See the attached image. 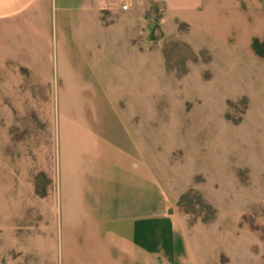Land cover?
Segmentation results:
<instances>
[{
  "label": "crops",
  "instance_id": "obj_1",
  "mask_svg": "<svg viewBox=\"0 0 264 264\" xmlns=\"http://www.w3.org/2000/svg\"><path fill=\"white\" fill-rule=\"evenodd\" d=\"M0 63L24 70L44 101L81 104L71 114L78 126L66 129L68 261L217 259L212 226L195 223L191 235L179 205L200 176L182 184L174 171L185 129L203 134L184 108L207 98L194 83L246 86L242 120L264 95V0H0ZM234 243L218 246L229 264H261L247 241L237 252Z\"/></svg>",
  "mask_w": 264,
  "mask_h": 264
},
{
  "label": "rangeland",
  "instance_id": "obj_2",
  "mask_svg": "<svg viewBox=\"0 0 264 264\" xmlns=\"http://www.w3.org/2000/svg\"><path fill=\"white\" fill-rule=\"evenodd\" d=\"M189 88L207 96L185 104V121L197 122L203 134L186 127L185 159L174 168L182 184L200 175L179 200L191 235L195 223L211 225L215 244L232 239L237 252L247 241L264 264V95L242 120L249 102L237 95L246 86L213 81ZM41 91L24 70L0 63V264H79L66 259L63 198L72 137L66 129L78 126L71 114L81 104L62 96L44 101ZM218 246H210L212 264H229Z\"/></svg>",
  "mask_w": 264,
  "mask_h": 264
},
{
  "label": "built area",
  "instance_id": "obj_3",
  "mask_svg": "<svg viewBox=\"0 0 264 264\" xmlns=\"http://www.w3.org/2000/svg\"><path fill=\"white\" fill-rule=\"evenodd\" d=\"M123 8H127V5H124Z\"/></svg>",
  "mask_w": 264,
  "mask_h": 264
},
{
  "label": "trees",
  "instance_id": "obj_4",
  "mask_svg": "<svg viewBox=\"0 0 264 264\" xmlns=\"http://www.w3.org/2000/svg\"><path fill=\"white\" fill-rule=\"evenodd\" d=\"M184 198V197H183ZM181 202V201H180Z\"/></svg>",
  "mask_w": 264,
  "mask_h": 264
}]
</instances>
